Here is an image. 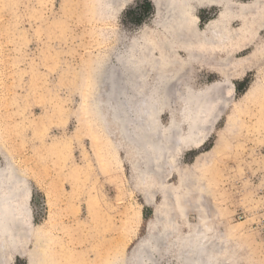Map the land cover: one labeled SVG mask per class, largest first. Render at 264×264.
<instances>
[{"label":"rangeland","instance_id":"374dc122","mask_svg":"<svg viewBox=\"0 0 264 264\" xmlns=\"http://www.w3.org/2000/svg\"><path fill=\"white\" fill-rule=\"evenodd\" d=\"M108 6L106 0H0V165L7 157L29 190L27 225H18L14 245L1 231L0 261L133 264L150 227L169 237L158 243V255L149 249L154 260L144 263L181 264L174 238L183 239L202 216L210 238H222L225 264H264V92L244 100L255 80L264 84V30L230 47L224 65L198 60L180 84L170 79L172 99L159 114L163 127L171 117L183 120L186 84L207 96L222 94L226 84L231 97L201 146L173 147L172 165L157 159L163 169L157 171L151 160L153 172L143 180L134 134L132 142L119 133L93 101L107 88L99 75L117 64L130 41L162 35L164 13L156 17L150 0ZM216 12L197 8L198 26ZM239 24L234 19L231 27ZM255 46H261V64L234 77L233 62ZM222 50L215 49L224 57ZM212 84L219 87L211 91Z\"/></svg>","mask_w":264,"mask_h":264},{"label":"bare ground","instance_id":"6f19581e","mask_svg":"<svg viewBox=\"0 0 264 264\" xmlns=\"http://www.w3.org/2000/svg\"><path fill=\"white\" fill-rule=\"evenodd\" d=\"M106 1L109 3V9L113 7L120 9L128 2V0ZM150 1L155 8L156 17L157 13L163 10L164 16L158 26L162 29V35H156L154 41L148 40L145 36L138 43L134 40L130 41L128 48L125 49V55L119 54L117 64L107 66L99 75L102 76L100 81L106 82L107 88L99 91L93 101L97 113L103 110L107 114L101 115L102 117L117 123L119 133L128 136L130 141H132L130 135L134 134L136 142H132L138 145L136 149L141 153L143 180L153 172L151 160L154 161L153 166L158 171L162 166L159 164L160 159L168 167L172 165L174 148L175 150L177 148L191 149L201 146L211 130V125L219 117L221 108L231 97V94L225 91L226 87H229L226 84L225 90H220V92L223 91L221 95L216 92L214 96L208 95L209 98L205 95L208 91H193L189 84H186L187 90L185 88L184 97L179 100L184 104L181 110L183 120L177 121L171 117L168 125L163 127L159 122V114L167 105V100L172 99V96L169 97L171 94H167V88L171 89L167 87L168 84L171 81L172 84L174 82L180 84L179 82L185 77L184 72L185 74L190 72L187 69L198 60L205 62L216 60L224 65L223 61L228 60L232 53L230 47L250 43L249 36L255 37L258 30H264V0ZM213 6L217 8L214 18L209 19L200 28L197 23L198 17L195 15L196 9ZM234 19L240 21L236 29L231 27ZM222 47V55L224 54L226 58L219 56V53L215 51ZM179 52H182L185 58L180 57ZM261 56V46H255L248 55L233 62L232 75L237 77L244 70L260 65ZM174 66L179 68L174 70L176 68ZM161 68L164 70L160 71ZM211 68L215 67L211 66ZM167 69L172 70L166 73ZM151 73L155 77L150 86ZM116 75L119 78H116ZM263 85L259 80H255L245 92L244 100L250 102L257 99V96L264 92ZM217 87L219 85L212 84L210 89L215 91ZM216 100L219 101L218 106L214 104ZM214 105L218 108L213 112L210 108ZM181 123L185 124L186 133L181 130ZM4 160V166L0 165V241L3 235L1 231H3L8 233L10 244L14 245L20 237V233L16 232L18 225L19 227L27 225L25 214L29 213L27 205L29 190L22 173L7 157ZM200 218L202 223L198 227L191 228L183 239L181 235L174 238V245L178 247L177 259L181 264H225L222 238L215 243L210 238L212 230L206 223L207 219L202 216ZM150 229L149 227V233L144 240L145 244L142 248L144 250L140 248L136 262L133 260V264H145L147 260H152L153 255H149V249L151 248V251L157 254L158 243L166 241L169 237L168 231L164 229L161 234H153ZM162 232L165 233L162 234ZM6 244L9 245V243ZM0 264L3 263L0 261Z\"/></svg>","mask_w":264,"mask_h":264}]
</instances>
